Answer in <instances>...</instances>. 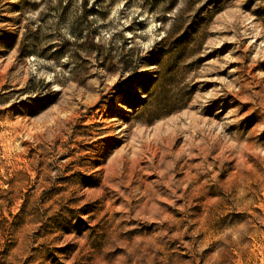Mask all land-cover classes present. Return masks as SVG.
Returning a JSON list of instances; mask_svg holds the SVG:
<instances>
[{
    "label": "rangeland",
    "instance_id": "obj_1",
    "mask_svg": "<svg viewBox=\"0 0 264 264\" xmlns=\"http://www.w3.org/2000/svg\"><path fill=\"white\" fill-rule=\"evenodd\" d=\"M0 264H264V0H0Z\"/></svg>",
    "mask_w": 264,
    "mask_h": 264
}]
</instances>
